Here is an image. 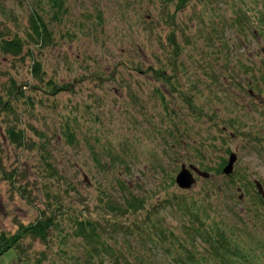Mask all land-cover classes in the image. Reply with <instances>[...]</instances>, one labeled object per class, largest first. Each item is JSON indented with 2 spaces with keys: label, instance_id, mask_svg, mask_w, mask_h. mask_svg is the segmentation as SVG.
<instances>
[{
  "label": "rangeland",
  "instance_id": "374dc122",
  "mask_svg": "<svg viewBox=\"0 0 264 264\" xmlns=\"http://www.w3.org/2000/svg\"><path fill=\"white\" fill-rule=\"evenodd\" d=\"M262 14L264 0H0V43H22L0 50V234L53 221L0 264H183L202 258L201 224L264 243ZM183 164L208 177L179 188Z\"/></svg>",
  "mask_w": 264,
  "mask_h": 264
},
{
  "label": "trees",
  "instance_id": "16d2710c",
  "mask_svg": "<svg viewBox=\"0 0 264 264\" xmlns=\"http://www.w3.org/2000/svg\"><path fill=\"white\" fill-rule=\"evenodd\" d=\"M54 5H59L61 3V0H50ZM243 16L241 14L237 15V23H242ZM261 21L264 24V14L261 16ZM36 24L34 27H32V32L30 34V38L34 39L36 44L43 43L46 40H49V33L46 29L45 24L41 21V19H38L35 21ZM36 25H40L37 27ZM172 45H175V42L173 39H171ZM0 50L4 53L18 55L22 51V43L20 39H14L11 41L8 40H2L0 43ZM34 71H39L38 64H34ZM164 74H161V76ZM4 103H1V106H3ZM7 135L10 140H12L14 143H20L21 141V134L20 132H16L14 129H8ZM262 203V201L260 200ZM142 205V201H131L128 202L127 206L128 208L137 209ZM182 209H185L189 212L191 215L192 208L190 206H183ZM202 210H195V221L198 220L200 222H203V219L201 217ZM201 224V223H200ZM53 225V221L51 217H45L42 219H37L35 222L30 223L28 225H20L19 228L15 231L13 234H0V257L4 254H7L8 252H11L13 249L16 251L18 249L20 242L25 237H32L33 239H46L47 237V231L50 229V227ZM80 227V231L84 233L86 231L85 227L87 225L90 227V230L85 232L83 235L84 237L89 240L90 238L98 239L99 235L93 228V224L91 222H86L85 224L81 225L78 224ZM195 225V223H194ZM216 228L214 229H206L204 226L202 227V224L197 227L198 225H195L194 230H192L193 233H195V237L199 240H202L203 244L206 245L205 251L200 253L197 248L198 244L195 243V253H200L202 258L195 259L194 253L189 251L188 260L185 261L183 264H208L211 263V261H214L215 264H255V261L262 260L257 252L260 248L264 249V243L258 241L255 243V245L252 248V252L248 251L246 252L242 248H240L237 245H232L230 242V237L226 235L223 230H221L217 224ZM158 228V227H157ZM128 230V229H127ZM81 233V234H82ZM87 233V234H86ZM92 251L94 253H98L100 250H106V248L103 246L102 249H100L98 246H100V243H92ZM181 246L180 250L187 251L188 249L180 244ZM204 247V246H203ZM100 249V250H99ZM186 249V250H185ZM186 253V252H185ZM256 253V255L254 254ZM264 260V258H263ZM38 262L41 263V259H38Z\"/></svg>",
  "mask_w": 264,
  "mask_h": 264
},
{
  "label": "water",
  "instance_id": "95a60500",
  "mask_svg": "<svg viewBox=\"0 0 264 264\" xmlns=\"http://www.w3.org/2000/svg\"><path fill=\"white\" fill-rule=\"evenodd\" d=\"M236 159H237V157L235 154H230L228 163L225 166V168L223 169L224 174L228 175V174L232 173L233 165H234ZM194 174H196L200 177H204V178L208 177V173L199 170L197 167H195L193 165H189L188 167H186L183 164L181 166L180 171L178 172V174L175 177V183L181 189H184V190L190 189L196 183V179H195ZM255 185H256L258 191L262 192L261 183L256 180Z\"/></svg>",
  "mask_w": 264,
  "mask_h": 264
}]
</instances>
